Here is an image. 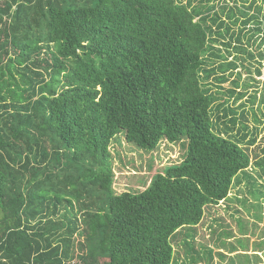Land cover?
<instances>
[{
	"label": "trees",
	"instance_id": "trees-1",
	"mask_svg": "<svg viewBox=\"0 0 264 264\" xmlns=\"http://www.w3.org/2000/svg\"><path fill=\"white\" fill-rule=\"evenodd\" d=\"M230 1L0 0V264H173L251 162L229 102L262 73L264 7ZM123 136L183 158L116 192Z\"/></svg>",
	"mask_w": 264,
	"mask_h": 264
},
{
	"label": "rangeland",
	"instance_id": "rangeland-1",
	"mask_svg": "<svg viewBox=\"0 0 264 264\" xmlns=\"http://www.w3.org/2000/svg\"><path fill=\"white\" fill-rule=\"evenodd\" d=\"M214 1L220 7L228 0ZM239 1V3L242 2ZM261 3L264 7V1L257 0V4ZM230 4H235V2L231 0ZM254 9L255 7L251 10L254 11ZM216 46L220 47L221 45L216 43ZM257 66L259 63L255 61L251 65L253 71L250 74L246 73L243 67L236 70L242 72L240 83L248 81L251 86L244 88L245 86L241 85L238 90L246 91L248 95L237 101L235 98H231L229 102L233 108L238 109L239 114V122L230 133L237 138H242L244 133L242 122L247 123L250 132L253 131L249 134L248 139L241 141L242 146L251 155L250 165L239 174L238 179L236 178L229 197L223 203L206 208L202 224L195 228H184L175 236L176 260L173 264H228L229 256L239 263L240 254H244L246 257V255L255 253H258L260 257L252 259L250 264H264V243H260L264 242V170L257 164L264 157V64L261 68V75L254 71ZM232 86L233 82H225L221 91ZM255 93L257 98L252 103L249 99ZM223 95L225 98L228 97L226 94ZM242 105L244 106L242 107ZM253 111L256 112L261 122L254 120L255 113L253 114ZM243 112H245V120L241 117ZM230 125L232 126L231 123ZM221 126L224 128V124ZM250 139H255V141L248 143ZM114 141L116 142L111 146V149L114 154L113 186L116 192L145 189L156 172L169 164L180 162L183 158L184 150L181 145L171 144L166 140L162 141L160 147L155 150L135 147L128 143L124 136L120 140ZM225 206H230V208L227 209ZM192 239L193 245L189 244ZM232 244L236 247L233 253L230 248ZM192 246L200 253L198 257V253L194 255L195 261L186 258V251ZM243 248L247 250L244 251ZM209 250H212L210 258H208ZM220 252L225 256L219 254Z\"/></svg>",
	"mask_w": 264,
	"mask_h": 264
},
{
	"label": "crops",
	"instance_id": "crops-1",
	"mask_svg": "<svg viewBox=\"0 0 264 264\" xmlns=\"http://www.w3.org/2000/svg\"><path fill=\"white\" fill-rule=\"evenodd\" d=\"M226 253V252H225ZM231 253H233V252H231ZM235 253V252H234ZM237 253V252H236ZM256 254V253H255ZM255 254L254 255H246V257H245V255L244 254H240L239 255V263H236L235 262V259L234 258H232V256H229V261H228V264H250V261L253 259H259V257H255ZM258 254V253H257ZM230 255H233V254H230ZM223 256H225V254H223ZM220 260H221V257H220ZM241 261V262H240ZM223 264V263H222Z\"/></svg>",
	"mask_w": 264,
	"mask_h": 264
}]
</instances>
